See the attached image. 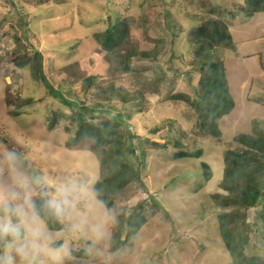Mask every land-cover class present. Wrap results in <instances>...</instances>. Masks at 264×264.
Wrapping results in <instances>:
<instances>
[{"label":"rangeland","instance_id":"obj_1","mask_svg":"<svg viewBox=\"0 0 264 264\" xmlns=\"http://www.w3.org/2000/svg\"><path fill=\"white\" fill-rule=\"evenodd\" d=\"M243 1L0 0V143L16 135L39 166L85 171L98 179L102 170L91 141L74 142L77 122L60 117L50 129L54 112L74 114L55 94L76 101L77 109L100 102L125 113L131 104L141 106L131 118L125 115L127 127L119 128L126 142L133 132L136 152L127 154V162L137 165L141 147L146 156L140 179L115 195L120 215L112 240L122 239L124 246L113 251V264H232L228 251L222 254L226 246L216 218L232 209L217 205L216 194L227 193L220 186L224 152L241 149L236 134L264 129V11L247 15ZM211 17L227 23L236 46L218 45L207 55L225 64L235 98L233 110L219 120V137L200 129L189 101L170 98L180 92L193 96L200 70L190 65L195 48L187 42L188 32ZM115 23L125 26L124 41L105 49L95 34L103 38ZM144 51L151 54H139ZM38 52L44 54L43 69L36 65ZM124 55L128 67L122 66ZM17 62L26 64L22 68ZM101 118L110 114L102 112L95 120ZM198 148L203 150L198 158L174 156ZM204 162L212 172L208 179ZM240 210L229 226L239 239L247 236L249 264H262L263 219L257 207ZM133 211L147 218L136 232L127 226ZM158 252L164 257L153 256ZM66 264L86 261L73 253Z\"/></svg>","mask_w":264,"mask_h":264},{"label":"trees","instance_id":"obj_2","mask_svg":"<svg viewBox=\"0 0 264 264\" xmlns=\"http://www.w3.org/2000/svg\"><path fill=\"white\" fill-rule=\"evenodd\" d=\"M243 3L244 6L242 8L247 15L264 11V0H244ZM168 22L171 24L170 21ZM190 29L187 42L189 46L195 48L194 52L192 50L190 65L200 70V76L198 82L193 85L194 94L192 97L188 93L180 92L172 94L170 98L189 101L198 115L200 129L219 137L221 136L219 120L233 110L235 98L230 91L225 64L220 59H209L207 55L209 51H212L213 47L218 45H226L233 49H236V46L228 25L223 20L219 21L217 18L211 17L200 21ZM126 32L124 25L115 23L107 28L103 38H101V32L96 33L95 36L100 43L102 42L105 49H115L123 43ZM139 54L146 56L147 54H151V52L146 53L144 51ZM122 59L124 60V65L122 66L128 67L125 64L127 56H122ZM35 60L37 68H39L37 57H35ZM17 64L23 68L26 63L17 62ZM43 77L41 79L44 81L45 78ZM55 97L72 107L74 114L68 116L62 112H54L49 122L50 129L54 127L60 117H70L77 122V134L74 142H79L84 139L91 141L90 150L97 155L102 170L101 177L98 178V186L103 189L104 196L109 205L114 206L117 192L125 184L140 179L142 165L145 161L146 150L141 147L140 151L135 153L136 160L138 161L137 165L127 162V154L136 152L135 143L131 139L133 132L129 130L130 139L126 142L119 131L120 125L124 124L127 127L128 123L124 116L128 115L131 118L133 113L141 110V106L139 103L137 106L131 104L125 108V113L120 112V110H115L117 108L114 109L113 105H111V108H103V104L100 102L82 107L79 106V109H77L78 103L76 101L70 98L68 99L61 94H55ZM102 112H107L108 115L110 114V118L95 120ZM256 129L254 134L244 132L236 134L234 139L239 142L241 149H228L224 152L225 167L220 186L227 193L216 194L221 197L219 200L217 198V205H220L221 208H232L230 212L222 211L216 213V218L221 223L220 232L225 240L226 246L222 250V254L228 251V255L232 256V264H249L253 258L244 250L245 244L248 241L247 236L245 235L243 240L239 239L238 235L236 237L234 232H232L233 229L229 226L230 218H233L240 212V208L257 207V217L263 219L261 233L263 234L262 239L264 240V208L260 210L264 204V181H262L264 178V129L258 126ZM173 142L176 145H181L178 139L173 140ZM202 153V148H198L194 152L181 149L174 156L176 158L185 156L198 158ZM203 171L206 179L211 177L212 172L205 162L203 163ZM146 220L147 218L141 212L133 211L128 216L127 226L132 227L133 231L136 232L143 226ZM238 233L240 236L239 231ZM113 235L115 236V232ZM124 241L126 240L124 239ZM111 244L110 249L112 251H118L122 245L124 246L123 240L118 238H116L115 242L112 240ZM74 253L84 255L83 250L75 251ZM172 253L174 252L172 251ZM172 253L171 256H174ZM153 256L164 257L160 252ZM169 257L167 256L165 259L169 261ZM174 257L179 258L178 255ZM262 258L264 260V257Z\"/></svg>","mask_w":264,"mask_h":264},{"label":"clouds","instance_id":"obj_3","mask_svg":"<svg viewBox=\"0 0 264 264\" xmlns=\"http://www.w3.org/2000/svg\"><path fill=\"white\" fill-rule=\"evenodd\" d=\"M25 147L0 143V264H66L81 248L86 264H113L120 209L97 177L39 166Z\"/></svg>","mask_w":264,"mask_h":264},{"label":"water","instance_id":"obj_4","mask_svg":"<svg viewBox=\"0 0 264 264\" xmlns=\"http://www.w3.org/2000/svg\"><path fill=\"white\" fill-rule=\"evenodd\" d=\"M37 60L39 62V67L40 69H43V60H44V56L41 52L37 53Z\"/></svg>","mask_w":264,"mask_h":264},{"label":"crops","instance_id":"obj_5","mask_svg":"<svg viewBox=\"0 0 264 264\" xmlns=\"http://www.w3.org/2000/svg\"><path fill=\"white\" fill-rule=\"evenodd\" d=\"M227 115H228V114H227ZM224 116H225V115H224ZM224 116H223V117H224ZM223 117H222V118H223ZM177 264H182V263L178 260Z\"/></svg>","mask_w":264,"mask_h":264}]
</instances>
